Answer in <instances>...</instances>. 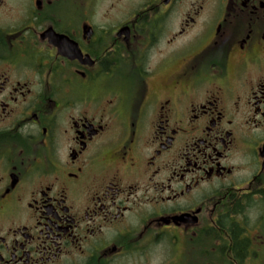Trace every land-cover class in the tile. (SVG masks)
<instances>
[{
    "label": "flooded vegetation",
    "instance_id": "1",
    "mask_svg": "<svg viewBox=\"0 0 264 264\" xmlns=\"http://www.w3.org/2000/svg\"><path fill=\"white\" fill-rule=\"evenodd\" d=\"M0 264H264V0H0Z\"/></svg>",
    "mask_w": 264,
    "mask_h": 264
}]
</instances>
